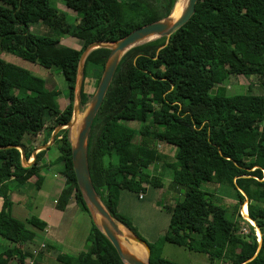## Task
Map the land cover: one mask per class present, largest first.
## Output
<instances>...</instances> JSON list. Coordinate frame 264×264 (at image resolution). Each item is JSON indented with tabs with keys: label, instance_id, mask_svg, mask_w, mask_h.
Returning a JSON list of instances; mask_svg holds the SVG:
<instances>
[{
	"label": "trees",
	"instance_id": "16d2710c",
	"mask_svg": "<svg viewBox=\"0 0 264 264\" xmlns=\"http://www.w3.org/2000/svg\"><path fill=\"white\" fill-rule=\"evenodd\" d=\"M57 1L75 18L54 7L51 0H0V198L11 245L0 252V264H25L30 256L25 245L35 236L27 225L37 231L47 226L33 215L24 222L12 215L11 195L19 187L39 189L44 182L48 149L25 166L19 149L28 162L31 155L25 137L45 133L47 143L58 127L71 121L79 63L90 44L113 43L163 20L178 2ZM37 25L45 26L47 34L33 32ZM67 36L78 39L82 49L62 45L59 41ZM3 54L58 69L68 84L67 104L60 106V92L8 63ZM109 54L101 48L87 57L81 109L93 97L86 91V77L99 83ZM239 76L255 77L261 93L228 94L224 84L229 77ZM154 116L156 120L150 122ZM133 122L141 124V129L127 125ZM156 143L177 148L174 161L168 162ZM54 146L57 156L49 168L65 177L56 207L65 211L74 200L93 225L83 253L62 264H124L94 223L79 190L67 129L56 134ZM144 162L153 165L158 177L147 172ZM88 163L101 201L133 233L132 223L117 210L111 190L140 195L146 185L163 188L160 178L169 176L173 191H184V196L172 207L165 205L170 214L166 242L206 255L212 264H264V0H198L195 14L168 43L161 38L127 52L92 124ZM206 183L216 184L219 194L229 195L235 201L233 209L218 205L202 188ZM246 198L247 206H243ZM242 206L256 227L241 215ZM242 223L247 234L241 232ZM148 245L152 256L154 247ZM150 264L179 263L165 258L153 262L150 257Z\"/></svg>",
	"mask_w": 264,
	"mask_h": 264
},
{
	"label": "rangeland",
	"instance_id": "374dc122",
	"mask_svg": "<svg viewBox=\"0 0 264 264\" xmlns=\"http://www.w3.org/2000/svg\"><path fill=\"white\" fill-rule=\"evenodd\" d=\"M51 4L54 7L60 9L61 11L66 12L71 19L75 18L74 12L68 10L61 2L57 0H51ZM78 24L83 25L81 21H78ZM31 29L33 32L36 33L40 32L47 34L48 32L47 28L43 25L33 26ZM59 42L62 45L74 48L76 50L82 49V43L74 37L67 36L61 39ZM2 58L6 60L8 63L26 70L27 72L31 73L33 76L45 80L48 87L53 86L57 92L61 93L62 96L59 99L60 106H65L67 104L66 96L69 90L68 84L64 76L58 69L45 68L40 66L39 64L31 63L19 57L9 54H3ZM85 83H86V91L94 95L99 84L98 81L93 80L89 76H87L85 79ZM259 84L260 83L255 77L245 78L243 76H239V77H229L226 83L224 84V87L227 93L230 95H234L236 93H245L247 91H251L253 93H261V88ZM87 109H88V105L83 109L80 108L78 114L85 115ZM152 120L153 121L156 120V116H154L153 118L151 117L150 122H152ZM127 125L132 128H135L136 130L141 129V124L139 123L133 122V123H128ZM39 135L34 136L35 139L39 137ZM29 136L30 135H27L26 141H29L28 138ZM40 143H42V140L39 139L35 146H37ZM31 146H34V144L33 145L31 144ZM156 146L162 153H166L168 155V159H167L168 162L174 161L175 155L177 153V148L173 146H168L164 143H156ZM45 162L46 161H44V163ZM144 164L146 165L147 172L151 174V176L156 175L158 177L157 171L154 172L155 168L153 167L152 164H149L148 162H144ZM49 171L51 174L47 172L43 173L44 176L43 190H45L44 193H38L35 187L18 188L21 192H23V190L28 191V193L25 192V197L28 203H26V205L24 204V206L22 207L31 210L30 212L32 213V215L36 216L37 218H39L40 216L39 215L40 212L36 210L37 205L41 202L43 203V201H45V199L48 196H51L48 198L56 197L55 193H52L49 187L50 184L54 182L53 176L57 171L54 168H49ZM160 179L163 184V188L156 189V188L148 187V185H146L145 190L140 192V194L145 196L143 200H140L138 198L137 192L120 190L118 193L121 194L122 196H120L119 199L120 200L119 201L120 207H118L119 213L124 217H126L127 219H129L138 237H140L148 244L153 245L154 250L151 256L153 262H155L158 258H165L179 264H212L210 263L206 255L188 250L182 246L171 244L165 241L164 237L168 231V227L170 223V214L165 209V205L171 207L174 206L176 201L182 200L184 196V191H179L177 193L174 192L173 191L174 189H172L170 186L169 176ZM10 188L14 190L17 187L13 185ZM202 188L210 194V196L218 205L229 208L230 210L233 209L235 205V201H233L229 195L219 194L216 184L206 183L202 186ZM247 203L248 202L246 198L245 202L243 203V206L247 205ZM243 206L241 207V213ZM12 215L16 216L22 222L25 221V217H23V215L14 214V213ZM244 215H245L244 216L245 219L249 220L246 213ZM92 227L93 225L90 216L84 213L80 208L77 210L76 218L74 219L72 225L71 240L66 243L56 244V242L48 241V239L45 238V235L43 233L27 225L28 230L33 231L35 233L34 238L39 240V244L41 241L47 240V242L50 244H56L54 246L59 253L67 254L69 256L77 255L85 250L86 238L87 236H89ZM240 229L243 234L248 233V229L246 228L245 224L242 223ZM256 236L258 240L261 239V235L258 230H256ZM32 260L28 261L27 264H37L36 258H33ZM42 262L43 264H62L54 259L47 260L46 258ZM215 264H222V262H216Z\"/></svg>",
	"mask_w": 264,
	"mask_h": 264
},
{
	"label": "water",
	"instance_id": "95a60500",
	"mask_svg": "<svg viewBox=\"0 0 264 264\" xmlns=\"http://www.w3.org/2000/svg\"><path fill=\"white\" fill-rule=\"evenodd\" d=\"M179 1V0H178ZM198 0H188L182 15L176 21H172V13L176 6H174L170 16L164 18L163 20L151 23L144 27L138 28L125 36L124 38L113 42V43H103L96 42L90 44L83 52L78 69V77L75 88V103L73 109V116L69 123L64 126L58 127L53 135L52 141L55 139L56 134L61 129H67L68 137L70 139V132L74 125V121L80 110V96L82 91V85L84 80V68L87 57L96 49H107L110 51L108 62L102 73L101 79L99 81L97 90L93 95L91 101L88 103L87 112L84 115L82 126L79 129L77 138L72 144V161L73 168L78 182V187L83 194L84 200L91 212L94 223L98 229L106 236L109 242L113 245L117 251L120 259L124 264H150L151 249L147 242L138 237L135 233L126 228L122 223L118 222L109 213L100 197L95 191L93 182L90 175L89 163H88V139L92 124L103 104L109 87L113 81L117 67L121 59L129 52L131 49L143 45L145 43L151 42L147 39L154 38L161 39L165 38L168 43L171 36L183 27L195 14L196 4ZM152 40V41H154ZM46 148L42 147L39 150H44ZM22 153V161L25 166H30L36 159L35 154L33 156L32 162H27L25 160V154L22 148H19ZM99 215L98 221L96 220V215ZM247 220L252 226L256 227L255 222L248 217ZM252 222V223H251ZM119 225H122L125 229L130 231L132 239L127 241L124 239L123 232L119 229ZM261 242V239H259ZM147 253V259L144 261L138 256L137 251Z\"/></svg>",
	"mask_w": 264,
	"mask_h": 264
},
{
	"label": "crops",
	"instance_id": "0c3cea01",
	"mask_svg": "<svg viewBox=\"0 0 264 264\" xmlns=\"http://www.w3.org/2000/svg\"><path fill=\"white\" fill-rule=\"evenodd\" d=\"M52 135L47 143H45V140H46L45 133L40 134L39 137H37L36 139L35 137L29 136L28 137L29 141H26L27 136L25 137V145L27 148V153L31 155V158L28 162H32L33 156L37 154L38 152L42 151V150H39L40 148L46 146L44 150L48 149L45 155L46 162L43 165L46 168L43 170L42 173L44 172L50 173L49 165L51 161L57 156L56 148L54 146V140L52 141ZM39 139L42 140V143L35 146ZM31 144L32 145L34 144V146H31ZM53 180L54 182L50 184L49 188L52 193H55L56 197L48 198V197H51V196H48L45 199V201H43V203L41 202L37 205L36 210L40 212L39 219L42 222L46 223L47 225L45 230L40 231V232L45 235V238H47L48 241L56 242V244H62V243H66L71 240L72 225H73L74 219L76 218L77 210L80 208V206L77 205L74 200H70V203L67 206L65 211L58 210L56 207V204L64 188L65 177L55 172L53 176ZM32 181H34V179ZM43 185H44V182L39 189H36L38 193L45 192V190H43L44 189ZM25 192L28 193L27 190H24L23 192L21 191L14 192L11 195V199L13 202L12 214L14 213V214L23 215V217H25V220H26L29 216L32 215V213L30 212L31 210H28L22 207L24 206V204L26 205V203H28L25 197ZM118 192H119L118 190L116 191L114 189L111 190V195L114 197L113 200L116 204L117 210L119 209L118 207H120L119 205L120 196H122ZM144 197L145 196H143V198L140 200H143ZM138 198H139V195H138ZM2 208H3V200L0 198V252L6 250L7 247H11V245L8 244L9 240L6 237L9 235V233L6 231L7 222H6L5 216L2 215L1 213ZM14 217L17 218L16 216ZM86 241H87V238H86ZM56 244H50L47 242V240L41 241L39 244V240L35 238L33 239V241L26 243L25 250L30 252V256L26 258L25 264H27L28 261H31L33 258L38 259L39 256H42L41 257L42 261L46 258L47 260L54 259L59 263H62V262L66 263L70 256L67 254L59 253L55 249L54 245ZM80 253H83V251ZM32 261H35V260H32ZM12 264H16V262H12ZM41 264H43V262H41Z\"/></svg>",
	"mask_w": 264,
	"mask_h": 264
},
{
	"label": "bare ground",
	"instance_id": "6f19581e",
	"mask_svg": "<svg viewBox=\"0 0 264 264\" xmlns=\"http://www.w3.org/2000/svg\"><path fill=\"white\" fill-rule=\"evenodd\" d=\"M187 1L188 0H179L177 2L176 6H175V8L173 10V13H172V18H171L172 21H176L177 19H179V17L182 15V13H183V11L185 9ZM152 40H154V38L147 39L144 42L152 41ZM83 119H84V115L78 114L77 117H76V120L74 121V125H73V127L71 129V132H70V139H71V141L73 143L75 142V140L77 138V134L79 132L80 127L82 126ZM242 213L245 214V209L242 210ZM98 219H99V215L97 214L96 215V220L98 221ZM119 229L123 232L125 240L130 241L132 239L130 231L125 229L122 225H119ZM137 254L144 261L147 259V253L146 252L144 253V252H141L140 250H138Z\"/></svg>",
	"mask_w": 264,
	"mask_h": 264
},
{
	"label": "built area",
	"instance_id": "2783aa9c",
	"mask_svg": "<svg viewBox=\"0 0 264 264\" xmlns=\"http://www.w3.org/2000/svg\"><path fill=\"white\" fill-rule=\"evenodd\" d=\"M143 198V195L142 194H140L139 195V199H142ZM247 206V205H246ZM241 215L244 217L245 215L243 214V213H241ZM245 218V217H244Z\"/></svg>",
	"mask_w": 264,
	"mask_h": 264
}]
</instances>
